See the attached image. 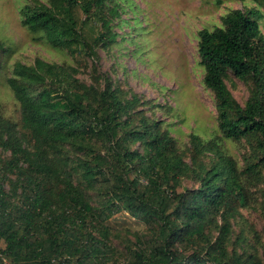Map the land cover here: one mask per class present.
I'll return each instance as SVG.
<instances>
[{"label": "trees", "instance_id": "obj_1", "mask_svg": "<svg viewBox=\"0 0 264 264\" xmlns=\"http://www.w3.org/2000/svg\"><path fill=\"white\" fill-rule=\"evenodd\" d=\"M119 7V0H32L22 15L51 44L97 56L99 44L117 39ZM261 16L257 8H235L223 25L198 31L219 128L250 145L243 165L196 133L187 159L162 122L140 108L141 96H128L105 74L96 77L104 78L98 87L57 62L16 61L6 80L20 121L0 116V149L9 153L0 170V264L113 262L108 221L123 210L154 225V236L130 246L123 264H264V246L261 254L249 242L228 250L236 202H247L248 184L264 179ZM7 50L0 40V56ZM229 71L253 81L244 104L226 83ZM188 175L199 185L179 190Z\"/></svg>", "mask_w": 264, "mask_h": 264}, {"label": "rangeland", "instance_id": "obj_2", "mask_svg": "<svg viewBox=\"0 0 264 264\" xmlns=\"http://www.w3.org/2000/svg\"><path fill=\"white\" fill-rule=\"evenodd\" d=\"M30 1L0 0V40L8 46L7 52L0 56V116L20 121L19 103L6 79L16 61L33 63L41 57L68 66L87 84L103 87L104 78L97 82L96 77L105 74L125 89L128 96L139 94L140 108L162 122L161 127L174 136L187 159L191 155V134L196 133L204 139H216L240 165L244 164V154L250 145L245 140L225 136L219 128L215 94L204 84L198 31L223 25V16L232 9L257 8L262 13L259 22L264 33V0H119L121 13L113 22L117 39L108 45L99 44L97 56L84 48L72 51L55 46L42 31L31 30L22 15L23 6ZM225 80L233 96L244 104L254 89L252 79L242 80L229 71ZM7 154L0 149V170ZM198 185L188 175L178 189ZM247 188L248 201L239 199L230 216L233 232L228 250L240 252L243 244L249 242L261 254L264 179L251 181ZM218 218L221 223L222 218ZM108 222L115 251V261L108 264H123L130 246L154 236V225L134 218L127 210L115 213ZM240 231L242 240L237 242ZM212 233L217 235V228Z\"/></svg>", "mask_w": 264, "mask_h": 264}]
</instances>
